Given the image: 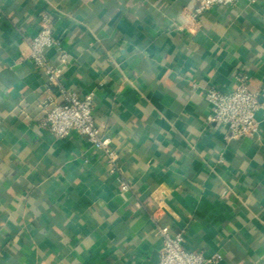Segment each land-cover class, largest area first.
<instances>
[{
  "label": "crops",
  "instance_id": "1",
  "mask_svg": "<svg viewBox=\"0 0 264 264\" xmlns=\"http://www.w3.org/2000/svg\"><path fill=\"white\" fill-rule=\"evenodd\" d=\"M194 0H0V264H157L162 228L208 264H264V0L199 20ZM64 86L93 92L119 154L41 127L55 87L30 58L41 13ZM249 75L255 137L208 123L210 88ZM130 189L120 190V179ZM156 259V261H155Z\"/></svg>",
  "mask_w": 264,
  "mask_h": 264
},
{
  "label": "built area",
  "instance_id": "2",
  "mask_svg": "<svg viewBox=\"0 0 264 264\" xmlns=\"http://www.w3.org/2000/svg\"><path fill=\"white\" fill-rule=\"evenodd\" d=\"M191 17L199 20L206 12L218 6L232 7L237 0H194ZM41 28L35 36L29 38L30 58L37 68L47 76V86L55 87L60 101L53 99V106L46 111L41 127L53 137L62 139L71 132L85 136L89 143L101 151L111 172L119 173V154L111 145L108 136H102L95 124L93 110V92L78 95L68 90L61 79L63 68L68 59L63 52L60 63L54 66L51 63L48 49L55 43L53 35V18L50 13L43 12L40 16ZM236 85L230 91H221L210 88L206 92L210 104L207 122L220 123L225 126L227 140L255 137L260 131V123L256 113L260 108L259 93L249 88V75L241 71L235 76ZM130 189L129 182L123 177L120 179V190ZM161 247L157 264H208L216 262V258H207L202 251H189L184 248L180 235H172L167 228L160 230Z\"/></svg>",
  "mask_w": 264,
  "mask_h": 264
},
{
  "label": "water",
  "instance_id": "3",
  "mask_svg": "<svg viewBox=\"0 0 264 264\" xmlns=\"http://www.w3.org/2000/svg\"><path fill=\"white\" fill-rule=\"evenodd\" d=\"M156 258H158V260H159V256L158 257L156 256ZM155 261H156V259H155Z\"/></svg>",
  "mask_w": 264,
  "mask_h": 264
}]
</instances>
